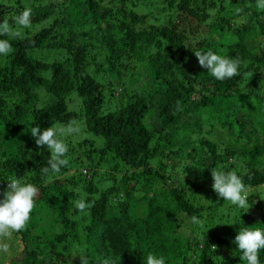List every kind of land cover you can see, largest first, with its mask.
<instances>
[{
    "label": "trees",
    "instance_id": "obj_1",
    "mask_svg": "<svg viewBox=\"0 0 264 264\" xmlns=\"http://www.w3.org/2000/svg\"><path fill=\"white\" fill-rule=\"evenodd\" d=\"M25 7L31 29L22 39L0 36L13 47L0 56V191L18 178L40 192L0 264H81L80 254L89 264H146L148 254L165 264H244L234 237L264 229V214L254 219L219 198L211 169L240 175L249 205L251 195L264 199V10L256 0H0V22L14 24ZM209 50L239 58L240 75L212 77L193 52ZM136 69L141 91L121 85L119 107L103 111L111 80ZM72 120L94 136L67 137L69 164L42 173L50 152L31 127ZM216 127L227 142L207 135ZM80 199L92 204L85 213L74 207Z\"/></svg>",
    "mask_w": 264,
    "mask_h": 264
},
{
    "label": "clouds",
    "instance_id": "obj_2",
    "mask_svg": "<svg viewBox=\"0 0 264 264\" xmlns=\"http://www.w3.org/2000/svg\"><path fill=\"white\" fill-rule=\"evenodd\" d=\"M256 8L264 10V0H256ZM235 11L239 14L242 9L237 8ZM31 17V8L25 7L22 12L13 17L14 24H10L6 18L3 19L0 22V36L22 39L24 30L32 27ZM10 39H0V56L6 57L13 51ZM193 52L199 66L206 68L216 80L225 81L240 75L241 60L239 58L222 56L211 50ZM179 110H182V107L177 101L176 111ZM81 132L82 129L75 120L69 121L66 125L53 124L43 130L39 125L31 127L30 133L35 138L36 145L40 148L47 147L50 152L48 167L42 168V173L58 174L62 167L69 164L67 159L69 148L65 140L69 136H78ZM28 158L31 159L30 154ZM211 177L213 180L211 188L219 198L239 208L249 209V191L240 175L235 171L211 169ZM7 181V188L2 193L3 198L0 199V253L5 254L10 251V245L6 241L10 240L14 233L25 230L30 222V213L34 210L35 200L40 192L36 185L22 182L18 178H10ZM91 206L92 204L85 202L84 199L74 202L75 209L81 213H85ZM191 223L199 227L204 226V221L196 216L191 217ZM233 243L240 252V261L244 264H260L259 252L264 250V229L240 228ZM78 256L81 264H89L87 256L83 254ZM99 264H115V261L104 258ZM146 264H165V259L163 256L148 254Z\"/></svg>",
    "mask_w": 264,
    "mask_h": 264
},
{
    "label": "rangeland",
    "instance_id": "obj_3",
    "mask_svg": "<svg viewBox=\"0 0 264 264\" xmlns=\"http://www.w3.org/2000/svg\"><path fill=\"white\" fill-rule=\"evenodd\" d=\"M157 2H159V1H157ZM148 3V7H150V8H152V5H151V2L150 1H148L147 2ZM147 5H141V6H139L137 9H138V11L139 10H141V11H143V12H146V13H148V14H154L153 13V11H149V10H146L147 8ZM158 8H159V3L157 4V8H156V10H158ZM153 9H155V8H153ZM155 10V11H156ZM252 20H249L248 18H247V16L245 17V22L246 23H250ZM258 34V32L256 31L255 33H254V35H252L251 34V36H250V38L249 39H252L255 35H257ZM93 62L94 61H91V63H92V65L90 66L92 69H93V71L96 69V65L95 64H93ZM134 70H132V71H128V72H126V73H123V77H122V80H121V82H120V84L118 83V82H115V81H112L111 80V83H112V87H114L115 89H113L114 90V93L113 94H109V88L107 87V88H105L104 89V96H105V104H104V107H103V111H105V110H109V109H113L114 107H119L118 105H119V103H121V101H120V92H122V91H120V89H121V85H123L126 89H127V91H126V93H130V92H132L133 91V89L132 88H135V90H137V91H141V89H142V84H143V77H144V75H143V73H142V71H137V69L135 70L136 72H133ZM101 76H103V74L100 72L99 74H97L95 77L97 78V79H99ZM103 82H108L107 81V78L106 77H104V80H102ZM42 94V92H40L39 93V95H41ZM75 99H77V100H75V102H77V103H80V99L77 97V98H75ZM73 107H76V105H74ZM191 116H194V115H191ZM78 123V122H77ZM79 125H80V123H78ZM249 125V124H248ZM81 127V129H82V126H80ZM203 129L204 130H207L208 129V125H205L204 127H203ZM204 134H206V132L204 131ZM208 136H210L211 138H213V139H216L217 141H219V142H227V140H228V138H227V134H226V129H220V128H218V127H216L214 130H212V132L210 133V134H207ZM85 136H89V137H91L92 136V134L91 133H88V132H83V130H82V132H81V134H79L78 136H69L72 140H81L82 138H84ZM94 136V135H93ZM92 136V137H93ZM68 138H66V140H67ZM65 140V141H66ZM97 142H98V145L102 142V138L101 137H97ZM76 146V143L74 144V147ZM76 147H78V145L76 146ZM194 159H196V158H194ZM264 162V161H263ZM179 170L181 169V167H179L178 168ZM178 169H176V168H174V169H172V168H170L169 169V172H170V174H172L173 176L175 175V174H181L180 173V171L178 170ZM250 193H252V194H257V191L255 190V189H250ZM263 195V194H262ZM251 197H252V200H253V198H254V203H253V205H250V207H249V209H248V212H249V214H250V216L251 217H253L254 219H259L261 216H262V214H264V199L262 198V197H260V199H262V201L261 200H259L258 201V199L257 198H255L254 196H252L251 195ZM3 198V196H2V191H0V199H2ZM249 202H251V199L250 200H248ZM46 209H43L40 213H39V216H40V218L41 217H43V215H44V211H45ZM37 219V218H36ZM36 219H34V221L35 222H37L36 221ZM10 240H13L12 238L10 239ZM10 240H8V241H6V242H9ZM11 249V248H10ZM13 251V250H12ZM4 257H6V256H3L2 258H4ZM6 258H8V256L6 257ZM5 258V259H6ZM16 259H19V258H21V255H17L16 257H15Z\"/></svg>",
    "mask_w": 264,
    "mask_h": 264
}]
</instances>
